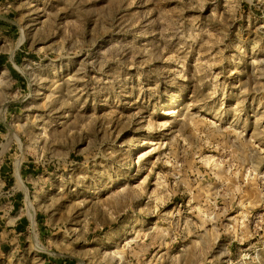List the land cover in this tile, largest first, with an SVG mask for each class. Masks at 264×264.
<instances>
[{
  "label": "rangeland",
  "instance_id": "obj_1",
  "mask_svg": "<svg viewBox=\"0 0 264 264\" xmlns=\"http://www.w3.org/2000/svg\"><path fill=\"white\" fill-rule=\"evenodd\" d=\"M11 197L0 264H264V0H0Z\"/></svg>",
  "mask_w": 264,
  "mask_h": 264
},
{
  "label": "crops",
  "instance_id": "obj_2",
  "mask_svg": "<svg viewBox=\"0 0 264 264\" xmlns=\"http://www.w3.org/2000/svg\"><path fill=\"white\" fill-rule=\"evenodd\" d=\"M19 203L15 197H11L9 202L0 204V228H9V234L16 237L17 240L26 232L29 219L24 215H18ZM6 247L11 248L12 243L7 242Z\"/></svg>",
  "mask_w": 264,
  "mask_h": 264
},
{
  "label": "bare ground",
  "instance_id": "obj_3",
  "mask_svg": "<svg viewBox=\"0 0 264 264\" xmlns=\"http://www.w3.org/2000/svg\"><path fill=\"white\" fill-rule=\"evenodd\" d=\"M19 178V183H21V181H20V177H18ZM28 213L30 214V221H31V223H32V225L34 226V228H35V210H34V208H33V206L31 205V203H29L28 204Z\"/></svg>",
  "mask_w": 264,
  "mask_h": 264
}]
</instances>
